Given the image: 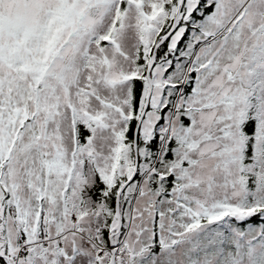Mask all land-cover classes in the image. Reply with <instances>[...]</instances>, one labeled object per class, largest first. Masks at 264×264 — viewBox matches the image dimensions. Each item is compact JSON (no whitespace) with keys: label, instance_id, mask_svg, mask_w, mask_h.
<instances>
[{"label":"snow or ice","instance_id":"6c2138e0","mask_svg":"<svg viewBox=\"0 0 264 264\" xmlns=\"http://www.w3.org/2000/svg\"><path fill=\"white\" fill-rule=\"evenodd\" d=\"M0 264H264V0H0Z\"/></svg>","mask_w":264,"mask_h":264}]
</instances>
